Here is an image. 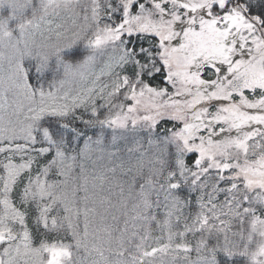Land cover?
<instances>
[{
    "label": "snow or ice",
    "instance_id": "1",
    "mask_svg": "<svg viewBox=\"0 0 264 264\" xmlns=\"http://www.w3.org/2000/svg\"><path fill=\"white\" fill-rule=\"evenodd\" d=\"M0 264H264V0H0Z\"/></svg>",
    "mask_w": 264,
    "mask_h": 264
}]
</instances>
